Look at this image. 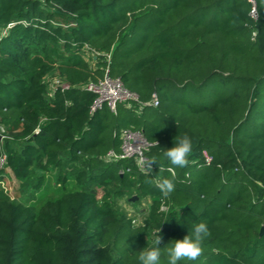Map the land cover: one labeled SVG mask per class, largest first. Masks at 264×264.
<instances>
[{
	"label": "trees",
	"instance_id": "16d2710c",
	"mask_svg": "<svg viewBox=\"0 0 264 264\" xmlns=\"http://www.w3.org/2000/svg\"><path fill=\"white\" fill-rule=\"evenodd\" d=\"M0 31L4 168L21 194L39 192L37 168L64 189L28 204L0 187V264H138L159 229L163 248L200 222L210 236L190 264H264V0H0ZM107 65L141 103L91 112L82 85ZM53 71L71 87L49 96ZM129 128L151 143L150 177L135 158L108 159ZM185 134L190 162L174 168L162 153ZM161 177L174 179L168 197ZM134 193L151 197L138 224L114 201Z\"/></svg>",
	"mask_w": 264,
	"mask_h": 264
},
{
	"label": "clouds",
	"instance_id": "9594fccd",
	"mask_svg": "<svg viewBox=\"0 0 264 264\" xmlns=\"http://www.w3.org/2000/svg\"><path fill=\"white\" fill-rule=\"evenodd\" d=\"M256 10L253 9V14ZM193 152V142L189 135L174 138V146L166 148L162 156L174 168H184L189 164V157ZM211 163V158L206 161ZM139 166L145 175L150 177L154 159L141 158ZM154 186L161 192L162 196L168 197L175 190L174 179L161 177L154 180ZM160 231V229H159ZM154 233L153 246L142 248L138 255V264H162V255L166 256L165 264H181L182 261H196L204 252V241L210 236V230L206 223L200 222L192 228L188 235L183 239L172 240L163 248L159 247L162 243V237Z\"/></svg>",
	"mask_w": 264,
	"mask_h": 264
},
{
	"label": "built area",
	"instance_id": "2783aa9c",
	"mask_svg": "<svg viewBox=\"0 0 264 264\" xmlns=\"http://www.w3.org/2000/svg\"><path fill=\"white\" fill-rule=\"evenodd\" d=\"M97 55L101 53L95 52ZM108 61H110L111 55L108 54ZM49 96H53L58 89L66 90L71 85L60 75H56L52 79ZM86 88L94 92L97 96L91 107V112H95L98 109L103 108L107 104L114 112L117 110L119 103H127L132 105L133 102L141 103L138 94L129 90L120 78H115L110 75L109 65H107L104 77L99 81H90L84 85ZM157 97H154L151 104L158 105ZM141 107H139L140 109ZM6 127L0 124V139H3L6 133ZM122 149L121 152L111 150L108 154V159H120V158H135L137 165L139 166V160L143 157L148 159L146 152L149 149L151 143L148 141L146 135L142 130L137 129H123L121 133ZM210 157H207L209 159ZM7 154L3 153L0 156V170L6 163ZM140 167V166H139ZM141 169V168H140ZM0 184L4 185V181L0 177Z\"/></svg>",
	"mask_w": 264,
	"mask_h": 264
},
{
	"label": "rangeland",
	"instance_id": "374dc122",
	"mask_svg": "<svg viewBox=\"0 0 264 264\" xmlns=\"http://www.w3.org/2000/svg\"><path fill=\"white\" fill-rule=\"evenodd\" d=\"M255 5V3H254ZM255 9V8H254ZM253 14V12H252ZM256 14V13H255ZM253 14V15H255ZM141 24L139 25L138 29L136 30L135 36H134V40L131 41L130 43L134 44V42L141 37V35L144 33V28L148 25V21H141ZM92 53H88L85 55L87 57V59H89V61L93 62V57H92ZM58 75L57 71H53L50 74H48V76L46 77V82L48 84V93H50V87L52 84V79ZM140 111V109L138 110ZM9 138L11 139L12 136L9 133V130L7 128L5 136L3 137V139H0V156L3 153H6L5 150V140ZM16 145H19L17 143H15ZM7 154V153H6ZM6 164V163H5ZM5 165L3 166V168L0 170V177L2 178V180L4 181V185L0 184V187L3 188L7 195L10 198H18V200H22L28 204H32V203H38L40 201L39 197L42 196V199L45 197H53V196H58L59 194H61L64 189L62 188V186H60L58 183H56L55 181V170L54 168H51L48 171H45L43 169H35L34 174L32 175V182L34 184L37 183L38 178L40 175L43 174V176L45 177L43 183L41 184V187L38 189L39 192H37V194L35 196H29L28 194H21V190H20V182L18 179H16L13 175V172L11 171V169L9 167L4 168ZM74 185L69 184L65 189H71ZM94 189H96V193L98 195V198L101 199L104 191L101 187L98 186H94ZM39 195V197H38ZM138 196L139 195L137 193H134L133 195L129 196H118L114 198L115 201V206L118 207L119 209H121L122 211H124L128 217L133 218L135 223H141L143 222V220L145 219L146 214L148 213L149 209H150V205H151V197L147 196V197H140L138 198V200L136 201H132L131 198L133 196ZM39 199V200H38Z\"/></svg>",
	"mask_w": 264,
	"mask_h": 264
},
{
	"label": "water",
	"instance_id": "95a60500",
	"mask_svg": "<svg viewBox=\"0 0 264 264\" xmlns=\"http://www.w3.org/2000/svg\"><path fill=\"white\" fill-rule=\"evenodd\" d=\"M138 196L136 195H134L132 198H131V200L132 201H136V200H138ZM264 234V226L261 228V232H260V235L262 236Z\"/></svg>",
	"mask_w": 264,
	"mask_h": 264
},
{
	"label": "crops",
	"instance_id": "0c3cea01",
	"mask_svg": "<svg viewBox=\"0 0 264 264\" xmlns=\"http://www.w3.org/2000/svg\"><path fill=\"white\" fill-rule=\"evenodd\" d=\"M1 32V31H0ZM86 59H87V57H86ZM87 60H89V59H87ZM14 175V174H13ZM15 177V176H14ZM16 178V177H15Z\"/></svg>",
	"mask_w": 264,
	"mask_h": 264
}]
</instances>
